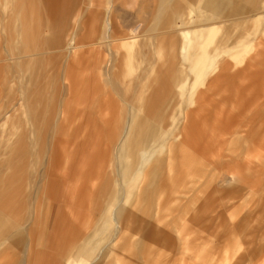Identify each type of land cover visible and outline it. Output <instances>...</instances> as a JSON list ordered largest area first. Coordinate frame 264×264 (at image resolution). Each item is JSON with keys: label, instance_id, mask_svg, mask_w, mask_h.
Masks as SVG:
<instances>
[{"label": "rangeland", "instance_id": "374dc122", "mask_svg": "<svg viewBox=\"0 0 264 264\" xmlns=\"http://www.w3.org/2000/svg\"><path fill=\"white\" fill-rule=\"evenodd\" d=\"M2 1L0 0V146L5 144L3 138L12 122L20 117L21 126H28V122L34 120L35 117H31L33 109L42 112L51 108H76V100L66 99V91L61 87V80L67 72L66 67L62 69L65 63L62 54L69 51L71 37V40L77 42L78 52L92 40L108 41L109 37L104 35L110 24L108 12L113 11L120 0H4L5 4ZM193 1L194 7L199 0ZM61 4L69 8L56 20L58 28L65 34L62 45L57 46L53 33L51 38H44L42 46L36 45L39 40L42 43L44 18L54 22L56 17L52 15L53 7ZM211 7L215 12H204L219 14L216 1ZM158 12L162 13L163 10L160 8ZM246 15L231 17L227 24L244 21L239 18ZM78 17L83 24L82 30H79ZM129 18L134 21L133 16H127L124 20ZM254 18L257 19L256 26L260 31L254 39L258 42V60L255 66L246 71L247 78H240L244 67L240 65L228 73V83L222 81L204 93L206 100L201 102L203 109L200 113L196 110L200 116H196L198 119L209 121L206 128L208 137L203 138L202 147L189 150L184 145L188 144L186 137L182 136L180 138L183 144L170 140L169 153L153 155L146 163L138 153L137 164L131 170L136 192L127 203V211L118 212L119 221L115 222L112 217L119 203L118 194L114 191H111L102 212H93L88 203L79 198L71 205L77 212H70L69 209L57 206V201L54 203L44 196L43 189L28 186L24 195L25 206L17 204L19 212L23 205V213H19L18 218L22 224L30 219L32 210L42 214V230H37V234L32 230L31 233H35L40 250L48 255L54 243L61 255L68 250L69 254L59 256L61 264L72 261L74 264H264L263 8L254 13L253 20H250L253 23ZM148 21L147 17L146 24ZM36 50H42L44 54L40 61H35L38 68L34 77L30 78L32 68L26 60L33 58L31 55ZM97 53L93 54L96 56ZM238 71L240 74H237ZM45 82L47 92L44 89ZM40 87H43L42 92L38 89ZM33 102H38L39 106L34 107ZM91 107L93 106L89 102L79 105L80 109ZM173 113L175 107L170 102L164 110L165 129L170 127ZM88 116L92 119L96 115L91 112ZM50 117L51 123L55 122L56 116L51 114ZM215 119L229 120L227 128L224 130L219 125L214 126ZM77 121L75 118L70 127L76 126ZM70 127L68 124V128ZM146 134L154 135L148 132ZM66 137V134H61L54 141L63 143L67 140ZM195 138L196 134L191 133V140ZM163 140V136L159 134L149 147H154ZM136 148L135 151L141 152L137 146ZM20 150H24L27 158V151ZM101 154L104 155L102 151ZM109 161L112 168V159ZM20 166L19 162L5 168L15 175L21 173ZM23 167L26 168L27 165ZM39 170L41 172L43 166ZM8 177L7 188L12 180H17L13 176ZM64 177L62 172H57L52 179L60 181ZM75 177L78 176L74 174L69 181ZM89 186L82 190L84 195L95 192L96 189ZM6 190L2 189L1 193ZM147 190L154 195L150 204L144 206L146 211L139 210L141 204L137 202L143 199ZM53 199L60 201L61 198ZM10 200L11 198L7 204ZM4 215L5 219L0 221V264H23L27 256V242L24 239L31 245V238L28 232L22 236L23 229H20L21 235L11 237L14 235L12 224L8 222L11 221V216L6 212ZM55 237L59 239V244L53 240ZM19 241L21 246L18 245ZM108 251L110 254L105 256Z\"/></svg>", "mask_w": 264, "mask_h": 264}, {"label": "crops", "instance_id": "0c3cea01", "mask_svg": "<svg viewBox=\"0 0 264 264\" xmlns=\"http://www.w3.org/2000/svg\"><path fill=\"white\" fill-rule=\"evenodd\" d=\"M215 1L219 5V14L204 12H215L211 7ZM215 1L199 0L193 7V0H120L116 3L118 6L108 12L110 24L105 30L107 34H104L109 37L108 41L92 40L78 52L79 47L71 37L69 46L73 41V46L75 44L78 49L75 54H62L65 60L62 69L66 67L67 72L61 80V87L66 91V99H75L78 105L76 108H51L42 112L33 109L31 117H35L34 120L29 121L26 127L21 126L20 117L12 122L3 138L5 144L0 146V212L3 216L5 212L11 216V221L7 220L14 229L11 237L21 235L20 229H23L22 236L28 232L32 241L30 245L22 237L27 242V256L23 264H43L40 259H44L47 264H61L59 258L69 254L68 250L59 254L55 243L48 255L39 249L35 233H31L32 230L36 234L37 230H42V214L32 210L30 219L20 223L18 214L23 213L21 209L29 185H33L34 189H43L44 196L54 203L57 201V206L70 212H77L71 205L78 198L88 203L93 212H102L111 191H114L118 194L119 203L113 213L125 212L127 203L136 192L134 178L130 174L132 167L137 164L132 151L129 154L128 150L122 148L127 133H154L148 145L154 143L155 136L160 134L164 144L167 141L169 145L170 140L183 144L180 138L183 136L188 142L184 145L189 150L202 147L203 138L208 137L206 128L209 121H202L196 116L203 109L201 102L206 100L204 93L222 81L228 83V73L240 65L244 66L240 78H247L246 71L255 66L258 60V42L254 39L260 34L256 26L257 19L254 18V23L250 20H253L258 9L264 10V0H259L261 3L257 0ZM2 3L5 4V1ZM187 5L189 7L185 9ZM160 8L162 13L158 12ZM63 14L62 11L58 12L57 17L61 18ZM243 14L247 15L239 19L244 21L227 24L231 17ZM127 16H133L134 21L131 18L125 21ZM147 17L149 21L146 24ZM78 20L79 30H82L80 17ZM52 33L60 47L65 35L63 30L50 29L46 37L51 38ZM94 52H98L96 56ZM100 52L102 54L99 56ZM44 89L47 92V82ZM85 102L91 103L93 107L80 109L79 105ZM170 102L175 107V113L170 117V127L165 129L164 110ZM91 112L96 116L89 119ZM51 114L56 116L52 123ZM75 118L78 124L71 128L70 124ZM213 124L225 130L229 120L215 119ZM191 133L196 134L193 140ZM61 134H66L67 140L63 143L54 141ZM161 143L155 146L160 147ZM20 149L28 150V178L23 182L21 174L13 175L5 168L19 164ZM110 159L112 168L109 166ZM41 166L43 170L40 172ZM57 172L65 176L60 181L52 179ZM74 174L78 177L69 181ZM8 175L17 178L15 181L11 179L9 188L5 187ZM87 185L96 189L95 192L84 195L82 190ZM1 188L7 190L1 193ZM144 194L137 203L141 204L139 210L146 211L144 206L150 204L154 194L150 190ZM53 197L61 199L58 201ZM10 198L24 200L20 212L17 205L8 208L10 202L6 207ZM53 240L60 243L57 237ZM18 245L21 246L20 241Z\"/></svg>", "mask_w": 264, "mask_h": 264}, {"label": "bare ground", "instance_id": "6f19581e", "mask_svg": "<svg viewBox=\"0 0 264 264\" xmlns=\"http://www.w3.org/2000/svg\"><path fill=\"white\" fill-rule=\"evenodd\" d=\"M59 1H68V0H59ZM71 0H69V2H70ZM4 6V5H3ZM44 6V5H43ZM198 6V5H197ZM45 9H46V7H45ZM69 8H66V7H64L62 4L61 5H59V6H57V7H53V13H54V17H56V18H58L57 16H59V15H57V13L58 12H61L62 11V13H65V12H67V10H68ZM197 9V8H196ZM52 13V14H53ZM56 14V15H55ZM47 19H49V18H44V20H45V22H44V25H43V32H42V36H43V39H42V43H41V40H39L38 42H36V45H39V46H42V44L45 42V39H47V37H46V35L48 34V32L50 31V29H54V30H56V29H58V23H57V19H55L54 20V22H51L50 20L51 19H49V21L47 20ZM43 21V20H42ZM15 23H13V27H12V29H14L15 27V25H14ZM47 25H49V26H47ZM80 26L83 28V24H81L80 23ZM92 26V25H91ZM41 29V30H42ZM47 30H49V31H47ZM45 38V39H44ZM44 41V42H43ZM77 42H75V44H76ZM75 44H74V46H73V41L72 42H70V46H73L72 48H70L69 49V51H67V54H75V52L77 51V49H78V47L77 46H75ZM67 50V49H66ZM43 54H44V52L42 51V50H39V51H33V54L31 55V56H33V58L31 57L30 59H27L26 61H27V64L28 63H30V68H32V77H30V78H33L34 77V75H35V73H36V71H37V65H35L34 63H35V61H40V59H42L43 58ZM37 56H39V57H37ZM203 78V77H202ZM41 92H42V89H43V87H40V88H38ZM39 91V92H40ZM38 92V91H37ZM33 104H34V107H36V106H39L38 105V102H33ZM37 108V107H36ZM151 136H152V134H146V133H141V132H131V133H127V136H126V138H125V140H124V145H123V150H125V151H127L128 150V152H129V154H130V152L132 151V153H133V156L134 157H136L137 158V154L138 153H140V156L142 157V161L144 162V163H146V161H149L148 159L150 158H152L153 157V155H157V154H159V153H161V154H163L164 152H165V154L166 153H169V150H170V147H169V145L168 144H164V142L165 141H162V143L160 144V147H159V145H157V146H154V147H159L158 148V150H157V148H156V151L154 152L153 150H154V147H149V143H148V141L151 139ZM136 146L138 147V149H140V151L141 152H137V151H135L134 149L136 148ZM148 147V148H147ZM121 148V149H122ZM121 149H119V150H121ZM137 149V148H136ZM25 151H27V153H28V150L27 149H25ZM117 151V150H116ZM123 153V152H122ZM122 155V154H121ZM132 157V156H131ZM27 158H26V156H25V154H24V150L23 151H21L20 150V153H19V158H18V161L20 162V164H21V166H20V172L21 173H19V174H21L22 175V182H23V180H25V179H27L28 178V167H26V168H24L23 167V165H26V164H24V162H25V160H26ZM124 159V158H123ZM127 161V160H126ZM131 162V161H130ZM123 163V162H122ZM126 164V163H125ZM119 170V169H118ZM119 172V171H118ZM123 172V171H122ZM121 172V173H122ZM132 173V172H131ZM131 175V174H130ZM135 179H133V182H135L134 181ZM6 183H8V182H6ZM7 185V184H6ZM133 185H134V187H135V183H133ZM11 200L13 201V202H11ZM11 200H10V205H13V206H16L17 204H20L21 205V203L23 204L24 203V200L23 199H21V198H11ZM70 200H72V199H70ZM7 204V203H6ZM117 213V214H116ZM116 213H114V215L112 216L113 217V220L115 221V222H117V221H119V213L118 212H116ZM2 219H5V217L3 216V214L0 212V221L2 220ZM112 219V218H111ZM116 224V223H115ZM116 225H118V224H116ZM108 254H110V251H108V252H106V254H105V256H107ZM40 261H42V263L43 264H45V262H44V260H42V259H40ZM37 264H41L40 262H37ZM70 264H74V261H72ZM91 264V263H90Z\"/></svg>", "mask_w": 264, "mask_h": 264}]
</instances>
